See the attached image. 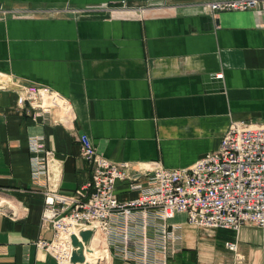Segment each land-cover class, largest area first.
<instances>
[{"label": "crops", "instance_id": "0c3cea01", "mask_svg": "<svg viewBox=\"0 0 264 264\" xmlns=\"http://www.w3.org/2000/svg\"><path fill=\"white\" fill-rule=\"evenodd\" d=\"M215 1L226 0H0V264H58L38 246L54 237L43 192L92 182L77 133L113 163L180 169L217 150L232 122L264 124V9L213 12ZM25 85L66 98L72 120L19 109ZM34 137L49 152L38 181ZM148 182L119 181L116 195L127 202ZM164 231L177 237L167 259ZM91 246L97 264H264V228L210 233L185 213L118 215Z\"/></svg>", "mask_w": 264, "mask_h": 264}, {"label": "built area", "instance_id": "2783aa9c", "mask_svg": "<svg viewBox=\"0 0 264 264\" xmlns=\"http://www.w3.org/2000/svg\"><path fill=\"white\" fill-rule=\"evenodd\" d=\"M208 5L213 12L246 11L264 9V0H226ZM17 96L19 109L29 114L35 111L51 114L57 108L61 112L71 111V116H62L59 122L72 120L68 100L50 87L19 86ZM50 98L55 99L54 102L47 103ZM75 136L82 157L91 165L92 182L73 194H62L55 189L43 192L42 223L53 229L54 237L50 241H38V246L50 253L58 264L71 262L73 234L82 228L109 234L112 221L118 215L127 221L136 212L155 211L164 221H169L176 214L185 213L189 226L210 233L219 229L238 233L247 224L264 228V124L232 122L217 150L180 169L156 163L136 170L129 162L113 163L96 150L87 134ZM31 149L33 176L38 181L47 172L49 152L42 137L31 139ZM141 176L148 178L147 189L121 202L116 195L117 182H134ZM132 188L141 186L132 185ZM176 240L174 234L164 231L162 249L166 259L170 246L172 254L177 252ZM125 241H128L127 236ZM225 246L233 252L238 250L237 242H227Z\"/></svg>", "mask_w": 264, "mask_h": 264}, {"label": "water", "instance_id": "95a60500", "mask_svg": "<svg viewBox=\"0 0 264 264\" xmlns=\"http://www.w3.org/2000/svg\"><path fill=\"white\" fill-rule=\"evenodd\" d=\"M96 235V229L82 228L77 234H73L72 245L73 253L71 262L74 264H91L86 260V253H92L91 245Z\"/></svg>", "mask_w": 264, "mask_h": 264}, {"label": "bare ground", "instance_id": "6f19581e", "mask_svg": "<svg viewBox=\"0 0 264 264\" xmlns=\"http://www.w3.org/2000/svg\"><path fill=\"white\" fill-rule=\"evenodd\" d=\"M54 100L55 99H51V98L47 99V103H52V102H54ZM56 101L58 102V100H56ZM90 247L92 249V253H86V260H87V262H89L91 264H97L98 263L97 253L95 252V249L92 246H90ZM63 264H74V263L68 261V262H64ZM78 264H82V263H78Z\"/></svg>", "mask_w": 264, "mask_h": 264}]
</instances>
